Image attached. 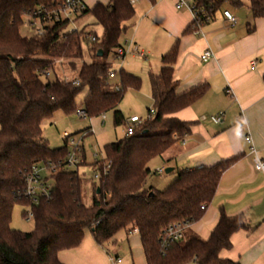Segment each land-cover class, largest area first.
Listing matches in <instances>:
<instances>
[{"label":"trees","instance_id":"obj_1","mask_svg":"<svg viewBox=\"0 0 264 264\" xmlns=\"http://www.w3.org/2000/svg\"><path fill=\"white\" fill-rule=\"evenodd\" d=\"M63 1L0 0V264H61L57 253L78 247L87 230L99 247L120 230L136 232L145 264H238L220 259L218 253L231 247L233 233L249 227L242 216L228 217L223 211L206 240L188 227L182 240L166 249L161 246L160 235L168 225L180 222L190 226L202 218L222 173L239 159L235 156L212 166L182 170L163 190L145 188L148 163L181 141L192 124L175 114L200 100L209 89L201 84L184 94L176 93L173 64L177 43L161 56L159 73L148 76L152 109L147 110V118L130 136L104 146L103 159L92 164L101 177L97 183L92 180L91 202L83 204V178L61 166L69 152L67 137L62 147L50 149L42 123L56 112L69 115L78 110L88 119L112 112L114 127L126 123L118 106L127 90L140 89V78L119 69L110 90L108 73L115 71L109 64L89 61L76 68L74 61L82 60L84 54L104 60L121 47L122 35L135 24V10L129 0H108L85 8L78 17L90 14L102 29L100 36L85 27L69 32L67 19L44 25L41 36L20 35L25 17L31 18L41 7L54 10ZM192 1L202 25L212 21L223 5H242V0ZM244 1L253 21L264 19V0ZM252 30L249 26L248 32ZM99 50L102 57L96 56ZM61 59L71 61L69 67L76 77L42 81ZM74 79L79 80L78 85L73 84ZM83 89L87 95L79 106L76 98ZM40 163L46 169L55 168L49 174L51 197L32 203L23 195L24 178ZM107 165L106 174H102ZM15 205L30 207L31 232L10 228Z\"/></svg>","mask_w":264,"mask_h":264},{"label":"crops","instance_id":"obj_2","mask_svg":"<svg viewBox=\"0 0 264 264\" xmlns=\"http://www.w3.org/2000/svg\"><path fill=\"white\" fill-rule=\"evenodd\" d=\"M107 2L84 0L87 9ZM137 3L135 24L125 32L129 31L128 36L124 33L121 47L126 46L125 50L143 59L149 76L159 73L161 56L177 43V58L173 64L176 93L184 94L201 84L209 86L200 100L175 114L177 119L192 124L181 141L156 158V168L164 172L171 169L168 173L171 175L174 171L208 167L238 156L239 159L222 173L202 218L189 229L206 240L220 211L228 217L242 216L248 230L233 233L231 247L219 251L218 257L238 264H264V174L254 169L250 154L252 146L258 157H264V19L253 21L244 0L239 7L227 3L215 13L212 21L200 28L201 34L195 35L191 14L185 9H176V0H154L152 4L137 0ZM223 11L235 17L234 25L225 20ZM249 26H253L252 32H248ZM207 50L212 57L203 62L200 57ZM140 75L141 79L145 77L143 72ZM150 100L152 102L151 95ZM219 113L221 122H211L210 117ZM107 120L105 114L89 119L85 135L99 133L100 126ZM133 233L143 258L139 236ZM57 259L62 264L106 262L88 230L78 247L59 251ZM115 259L118 261H112L113 264H133L132 260L122 262L117 254Z\"/></svg>","mask_w":264,"mask_h":264},{"label":"rangeland","instance_id":"obj_3","mask_svg":"<svg viewBox=\"0 0 264 264\" xmlns=\"http://www.w3.org/2000/svg\"><path fill=\"white\" fill-rule=\"evenodd\" d=\"M139 3L137 1L134 4V8H138ZM135 19V17H134ZM30 17H25L23 23L19 28V33L23 37H31L36 33L38 28V22L34 23V26H30ZM85 26L86 30L91 34L94 33L97 36L101 34V27L98 26L93 17L90 14L84 17L72 18L69 22L67 30L76 28L77 30ZM126 36L129 35V31L125 33ZM125 34L121 37V42ZM126 46H124L125 48ZM85 48V47H84ZM114 53H110L106 59L96 58L91 59L87 54H84L82 60H75L76 68H78L81 62H106L111 67L112 71H115L116 78L111 80L110 90L113 89V85L117 82V74L120 68H123L125 72H133L134 75L138 76L141 80V87L138 91L127 90L124 94L122 101L118 106V110L124 116L125 122L132 116H137L141 120L146 119L148 114L147 110L152 109V102L150 100V88L148 83V72L144 66L143 59L132 54L131 51H127V54L123 58H115ZM134 55V56H133ZM69 60L63 59L62 62L56 61L53 70L48 72L46 77H42V81H53L56 78H65L70 80L76 77V72L72 71L69 67ZM141 72L145 74V77L141 79ZM132 73V74H133ZM87 95V90L83 89L76 98L77 105H81L83 99ZM108 120L103 122L100 126V132L95 135L86 136L84 131L90 126V121L88 118L82 119L77 115V113L65 115L61 112H56L50 120H45L42 123V132L45 140L47 141L48 147L50 149H57L63 146V136L69 135L71 139L75 140L82 147V152L78 154V164L76 166L69 167V171H77L78 174L83 178L82 183V202L85 205H89L92 198L91 182L94 180L93 176L97 173L96 168H92V164L95 161H101L103 159V148L104 146L118 142L124 136V130L126 123L120 127H114L112 123V114L108 112L105 114ZM97 119V118H96ZM111 119V121H110ZM65 133V134H64ZM68 151L71 148L68 147ZM158 159L154 158L148 163V168L150 169V174L146 178L145 186L147 188H153L155 190H163L170 183H172L177 174L174 171L170 174H156L153 175L156 168ZM38 167L41 170L40 176L42 179H48V184L51 185L50 175L45 168L43 163H40ZM171 180V181H170ZM170 181V183H168ZM25 214V217L23 216ZM30 207L15 205L12 210L10 228L22 233H29L33 230V221L30 216ZM84 235V234H83ZM93 239V238H92ZM138 242L135 233L126 234L123 230L118 231L108 242H106L102 247H99L101 253L106 258L105 264H113L115 254H117L120 260L124 262L133 261V264H144L142 254L138 250ZM132 256V258H131ZM62 264V263H61ZM92 264V263H87ZM101 264V263H99ZM103 264V263H102Z\"/></svg>","mask_w":264,"mask_h":264},{"label":"built area","instance_id":"obj_4","mask_svg":"<svg viewBox=\"0 0 264 264\" xmlns=\"http://www.w3.org/2000/svg\"><path fill=\"white\" fill-rule=\"evenodd\" d=\"M131 4H134L137 0H129ZM85 4L84 0H64L60 6H58L54 10H47L45 8H40L36 10L32 17H31V23L30 26H34V23L38 22V28L36 29V35L41 36L43 34V26L58 22L64 19L70 20L72 18H77L84 10H85ZM176 9H185L187 10L192 17V32L195 35L201 34L200 28L203 26L197 19V12L198 10L195 8L194 3L192 0H176ZM223 17L225 20L230 24L234 25L236 23L235 17L229 12V11H223ZM69 32L77 31L76 28H72L71 30H68ZM91 40L94 41L95 38L91 37ZM133 50L136 51V47H133ZM128 50H125L123 47H119L115 50L114 57L115 58H123L127 54ZM212 57L211 51L207 50L205 51L200 59L203 62L208 61ZM63 59H61L59 62H62ZM48 75V73H46ZM115 78V73L110 72L108 73V79L112 80ZM74 85L79 84V80L74 79L73 80ZM116 90H118V87H115ZM77 115L81 118H85L84 114L81 111H76ZM150 114H153V111L150 110ZM222 114L219 113L215 116H211L210 120L211 122L217 124L221 122ZM142 122V120L137 116H132L126 121V127H125V136H130L133 133L134 128L139 125ZM69 135H64V137H67L69 146L71 148V151L68 152L66 159L62 163V168H69L72 166H76L78 164V154L81 153V148L78 142L71 139ZM247 143L251 145V139L249 137L246 138ZM250 154L253 156V167L256 171L264 174V157L260 158L257 156L254 148L250 146ZM96 162V161H95ZM108 169V165L104 168L102 174H106ZM42 169H40L38 166H33L30 171L25 175L24 178V191L23 195L25 198L29 199L32 203H36L38 198H44L49 199L51 197L50 195V188L51 186L48 184L47 181H43L40 172ZM48 173H54L55 168L50 167L47 169ZM97 171V170H96ZM156 174H163L164 169H158ZM101 174L97 171V173L93 176L94 180L100 179ZM203 209V207H201ZM27 216L31 217V213ZM189 227V225L176 222L168 225L165 229L162 230L160 235V242L163 249H166L169 245L173 244L174 242L180 241L183 238L185 230ZM113 262L118 261L117 259H113Z\"/></svg>","mask_w":264,"mask_h":264},{"label":"water","instance_id":"obj_5","mask_svg":"<svg viewBox=\"0 0 264 264\" xmlns=\"http://www.w3.org/2000/svg\"><path fill=\"white\" fill-rule=\"evenodd\" d=\"M102 55H103V53H102V51L101 50H99L98 52H97V57H102ZM171 172V169H165V174H168V173H170ZM97 192H99V190L97 189ZM151 194V193H150Z\"/></svg>","mask_w":264,"mask_h":264}]
</instances>
